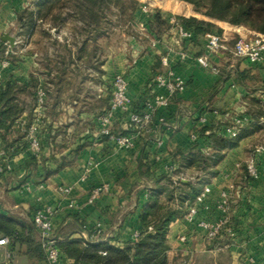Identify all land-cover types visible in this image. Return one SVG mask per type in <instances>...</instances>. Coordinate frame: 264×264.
Returning <instances> with one entry per match:
<instances>
[{
  "label": "crops",
  "instance_id": "1",
  "mask_svg": "<svg viewBox=\"0 0 264 264\" xmlns=\"http://www.w3.org/2000/svg\"><path fill=\"white\" fill-rule=\"evenodd\" d=\"M36 1L0 0V42L8 43L9 47L18 46L23 51L19 45L23 37L19 20L22 12ZM186 16L211 21L194 11ZM213 22L222 30L227 27L226 22ZM137 23L146 24V19L138 16ZM238 29L245 35L253 32ZM52 32L59 41L67 36L64 30ZM5 35L15 37L16 43L11 45L5 41ZM204 35L186 41L188 58L185 61L179 60L176 53L172 54L174 68L186 82L184 91L174 95L169 106L155 114L150 126L139 127L134 132L128 130L131 114L138 109L143 111L148 100L163 92L154 83L150 88L148 84L154 76L156 57L166 54L169 46L178 48L175 29L172 34H163L159 38L161 42L155 46L152 45L154 36L150 38V45H140L129 36L130 46L129 43L120 45L117 39L111 38L105 45L102 55L105 60L98 70L91 66L85 72L84 67L78 73L70 70L57 87L53 84L48 111L39 108L38 100L26 136L18 139L5 162L1 153L5 144L0 134V164H6V170L0 172V214L32 221L38 207L51 205L58 228L80 217L89 227L104 234L103 241L111 239L123 244L134 240L141 229L148 190L153 186L149 176L170 173L175 183L178 179H194L196 171L173 173L180 153H188L197 144L202 152H208L213 147L210 133L230 136L227 126H232L231 121L252 120L249 100L264 86V60L252 63L236 56L232 49L210 55L217 70L202 67L196 57L206 51ZM34 48L18 62H10L2 68L0 87L12 81L29 88L34 75L38 78L36 95L40 89H45L48 77L37 71L43 53L34 52ZM52 50L50 48L49 54ZM119 74L126 77L131 103L127 109L114 113L111 129L115 134L129 136L131 146L119 145L100 132L102 125L98 117L110 107L113 81ZM71 76L75 77L73 82ZM38 116L42 150L35 156L29 148V132ZM159 116L166 120L160 122ZM29 120L26 111L15 126ZM205 127V134H201ZM262 144L264 127L243 137L220 160L218 173L204 183L202 191L206 186L211 189L204 200L192 202L198 208L196 221H189L184 215L171 222L168 242L173 264H185L188 260L191 264H264V152L257 155L259 178L248 179L244 174V165L253 151L249 152ZM102 183L109 185L108 190L101 199L90 202L91 190ZM63 187L72 190L67 192ZM224 192L228 194L225 204ZM201 220L211 223L227 220L223 227L224 240L219 244L212 242L207 230L198 225ZM83 234L89 237L87 230H83ZM183 235L188 238L185 242L180 238ZM36 236L41 240L39 230ZM22 251L17 245L14 264H29ZM61 254L58 264H70L71 258L64 251Z\"/></svg>",
  "mask_w": 264,
  "mask_h": 264
},
{
  "label": "trees",
  "instance_id": "2",
  "mask_svg": "<svg viewBox=\"0 0 264 264\" xmlns=\"http://www.w3.org/2000/svg\"><path fill=\"white\" fill-rule=\"evenodd\" d=\"M125 1L131 3L129 10L125 7ZM176 1L165 0L166 3ZM183 1L192 4L195 12L211 21L186 16H176L174 21H170L162 18L159 13L153 14L150 11L146 20L148 32L145 42H150L153 36L162 38L166 32L172 34L177 24H182L192 31L195 39L200 34L213 32L212 29L217 27L213 21L244 25L251 30L264 33V0ZM139 5L138 0H38L22 12L19 20L20 35L24 36L34 30V42L38 45L34 48V52L38 50L43 53L37 71L48 77L44 87L47 94L43 103L45 110L49 109V93L51 94L53 84L57 87L70 70L78 73L81 67L85 69L91 66L97 70L100 68L105 60L102 57L105 53L104 44L115 34L119 26L118 20L125 16L128 21L127 27H133L131 23L137 19L139 11L141 12L138 10ZM113 10L116 18H113ZM70 19L74 24V27L70 28L72 38L66 36L64 41H59L52 30H63ZM159 22L164 24V28L158 31L156 26ZM215 32L221 33L222 28L217 27ZM43 38L50 43L46 46L45 43L42 45ZM50 45L53 49L52 54H49ZM55 46H61L63 51H55ZM29 53H31L30 48L20 51L18 46L9 47L8 43L0 42V62L7 60L16 63L22 59L23 54ZM162 71L161 56L158 55L153 66L154 76L148 88L154 83L157 74ZM71 77L73 82L75 77ZM84 77L89 78L86 75ZM37 86L38 78L33 75L29 88L12 81L0 87V134L8 155L11 154L18 139L26 136L28 132L31 118L38 106ZM87 91L89 95L92 94L91 90ZM257 92L260 95H254L249 100L248 112L252 120L239 125L237 135L225 136L212 132L209 136L213 140V147L208 152H202L197 144L188 153H180L178 167L172 169L173 173L196 171L194 179L186 181L178 179L175 183L173 174L170 173L159 177L149 176L153 186L148 190L149 197L141 215V229L137 238L123 244L114 243L111 239L103 241L104 234L98 229L89 227L80 217H74L66 225L58 228L59 247L71 258L70 264H173L169 257L168 242L171 222L185 215L188 205L201 193L204 183L218 173L217 165L228 150L237 146L250 132L258 127H264V101H262L264 86ZM26 96L29 98L26 99ZM26 111L30 120L24 125L15 126L16 120ZM136 113L143 114L144 110L138 109ZM229 124L235 123L231 121ZM138 129V124L129 121V132ZM205 131L206 127L201 134H205ZM113 132L116 133L115 130ZM252 151L254 148L249 154ZM244 174L246 178H251L247 171V163L244 165ZM176 202L180 206H177ZM33 216L32 221H29L13 215L0 214V237L9 235L10 249L15 252L16 246L19 245L23 254L27 256L29 264H50L42 240L36 236L39 229L33 222ZM83 230L88 231V238L83 234ZM225 236V228H223L211 241L219 244ZM11 264H14V261Z\"/></svg>",
  "mask_w": 264,
  "mask_h": 264
},
{
  "label": "built area",
  "instance_id": "3",
  "mask_svg": "<svg viewBox=\"0 0 264 264\" xmlns=\"http://www.w3.org/2000/svg\"><path fill=\"white\" fill-rule=\"evenodd\" d=\"M151 9L148 6L144 7V12L148 13ZM175 19H173L174 21ZM136 26H140L142 29H147L145 23H137ZM237 26L229 25L225 27L221 33L207 32L204 37L206 39V51L196 57V61L205 68H212L217 70L210 59V55L216 54V52L232 49L234 54L238 57H245L252 63H259L264 60V33L252 32L248 35L242 34ZM176 31V43L178 48L169 46L168 52L161 57V63L163 71L157 74L154 84L163 89L162 93L156 94L153 100H148L145 104L144 113L138 114L133 112L130 116V121L139 125L140 128L150 126L154 122V116L158 111L166 109L174 95H177L184 91L186 87L185 80L176 72L173 65L172 54L176 53L179 60L185 61L188 58V52L185 48V42L192 40L194 34L188 30L182 24H177ZM160 39L155 38L153 46L160 43ZM177 47V46H176ZM10 61L0 62V82L3 80L2 68L7 66ZM113 97L111 100L110 108L101 116L98 117L102 127L101 133L107 135L111 141L116 142L119 145L131 146L132 140L129 136H122L115 134L111 129V122L115 112L119 110L127 109L131 103V99L128 95V82L124 75H116L113 81ZM45 91L40 89L38 91L39 108L43 109V103L45 98ZM262 101H264V93L262 94ZM160 122H164L166 117L159 116ZM40 117H36L35 122L32 124L29 132V148L32 150L35 156H39L42 150V143L38 136ZM245 120L235 119V124L227 126V133L231 136L237 135L239 131V125H243ZM192 137L197 139V135L193 134ZM260 152H264V145L257 146L254 151L249 155L247 163V171L252 179H257L260 176L257 155ZM4 162L9 155L6 150L1 151ZM6 170V164H0V172ZM109 185L107 183L98 184L93 187L90 193V202L94 203L102 198L104 193L108 190ZM67 192H70L71 187H63ZM210 187L206 186L204 190L196 197L195 203L202 202L206 194L210 191ZM224 204L227 203L228 194L223 193ZM198 214L197 205L191 203L188 205L185 218L189 221H196ZM55 210L51 205H43L35 210L33 216V222L38 227L41 235L43 247L46 251L47 258L50 264H58L61 260V250L59 247V238L57 236L58 227L54 220ZM227 224V220H223L220 223H211L206 220H201L198 225L207 230V235L210 240L215 238L218 233ZM228 230H231L228 228ZM139 235L136 233L135 238ZM182 241H187V236L180 237ZM11 237L4 235L0 237V264H11L14 261V252L10 249ZM185 264H191L188 260Z\"/></svg>",
  "mask_w": 264,
  "mask_h": 264
},
{
  "label": "rangeland",
  "instance_id": "4",
  "mask_svg": "<svg viewBox=\"0 0 264 264\" xmlns=\"http://www.w3.org/2000/svg\"><path fill=\"white\" fill-rule=\"evenodd\" d=\"M138 1L140 3L138 10H141V12L139 11V18L142 20L143 19L147 20V18H148L147 14L150 12V11L148 13L144 12V7H146V6H148V8L151 9L150 13H153V14L159 13L162 16V18H164V19H169L170 17L171 18L174 17V19H175L176 16H186V14L190 13L191 11H194L193 5L186 2V1H183V0H177L176 2H173V3H166L165 0H138ZM125 2H126L125 7L126 8L128 7V10H129V8L131 7V3L129 1H125ZM176 6L177 7L179 6V7L176 8ZM195 13H197V12H195ZM198 14H200V13H198ZM112 15H113V18H116V13L114 12V10L112 11ZM200 15H202V14H200ZM202 16H204V15H202ZM118 21H119V26L117 27V30H116L115 34L112 36V38L117 39V41L120 43V45L123 44L124 46H126L125 44L129 43V46H130V37H134L135 40L137 39L136 41L140 45H150L151 44L150 42H148V43L145 42V39H146L145 37H146V34L148 32V26L146 27L147 29L144 30V29L140 28V26H136L135 25L136 20H134L131 23L133 27H131V28L127 27L128 21H127L125 16L121 17ZM171 21H173V20H171ZM68 23L69 24L67 26H65L63 30L66 32L67 36H70L72 38L70 28L74 27V24H73V21L71 19L69 20ZM226 24H227V26L232 25V26H237L240 29L242 28V29L251 30L244 25H234V24H231L228 22H226ZM217 27H214V28L217 29ZM156 28L159 31V29L164 28V24L159 22L158 25L156 26ZM127 30H130V31L127 32ZM251 31L257 32L254 30H251ZM258 33H260V32H258ZM38 38H41V37L38 36ZM42 40H43L42 45H44V43H45V46H46L47 44L50 43L46 38H43ZM109 42H110V39L107 40V42L104 44V47H106L105 45H107ZM19 45H21L22 50H26L28 48H30V49L34 48V30H32L30 33L24 35L22 37V40H21ZM50 48H52L51 45H50ZM55 51L62 52L63 49L61 46H55ZM85 71H87V67L84 69V72ZM14 259H15V256H14Z\"/></svg>",
  "mask_w": 264,
  "mask_h": 264
},
{
  "label": "water",
  "instance_id": "5",
  "mask_svg": "<svg viewBox=\"0 0 264 264\" xmlns=\"http://www.w3.org/2000/svg\"><path fill=\"white\" fill-rule=\"evenodd\" d=\"M4 40L5 41H9L11 43V45H14L16 43V38L12 37L10 35H5L4 36Z\"/></svg>",
  "mask_w": 264,
  "mask_h": 264
}]
</instances>
